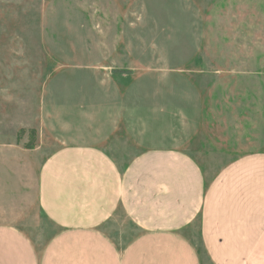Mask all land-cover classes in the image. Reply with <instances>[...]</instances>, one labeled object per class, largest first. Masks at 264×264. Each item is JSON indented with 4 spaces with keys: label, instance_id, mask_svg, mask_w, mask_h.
Wrapping results in <instances>:
<instances>
[{
    "label": "rangeland",
    "instance_id": "374dc122",
    "mask_svg": "<svg viewBox=\"0 0 264 264\" xmlns=\"http://www.w3.org/2000/svg\"><path fill=\"white\" fill-rule=\"evenodd\" d=\"M77 143L135 180L136 233L176 228L209 264L202 190L264 150V0H0V223L40 249L57 230L41 166ZM115 222L123 247L133 225Z\"/></svg>",
    "mask_w": 264,
    "mask_h": 264
},
{
    "label": "crops",
    "instance_id": "0c3cea01",
    "mask_svg": "<svg viewBox=\"0 0 264 264\" xmlns=\"http://www.w3.org/2000/svg\"><path fill=\"white\" fill-rule=\"evenodd\" d=\"M115 160L105 146L52 152L41 166L39 198L57 230L40 249L0 223V264H203L194 239L176 228L136 233L135 180L126 185ZM121 215L134 231L123 247L110 232ZM196 235L209 264H264V150L233 159L204 187Z\"/></svg>",
    "mask_w": 264,
    "mask_h": 264
}]
</instances>
